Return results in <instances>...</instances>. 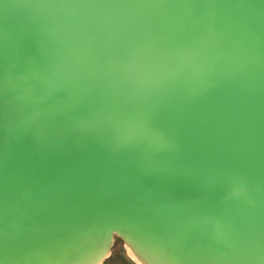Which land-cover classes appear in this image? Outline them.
<instances>
[{
  "label": "water",
  "instance_id": "95a60500",
  "mask_svg": "<svg viewBox=\"0 0 264 264\" xmlns=\"http://www.w3.org/2000/svg\"><path fill=\"white\" fill-rule=\"evenodd\" d=\"M264 264V0H0V264Z\"/></svg>",
  "mask_w": 264,
  "mask_h": 264
},
{
  "label": "snow or ice",
  "instance_id": "6c2138e0",
  "mask_svg": "<svg viewBox=\"0 0 264 264\" xmlns=\"http://www.w3.org/2000/svg\"><path fill=\"white\" fill-rule=\"evenodd\" d=\"M139 248L150 258L151 264H161L159 245L140 232L131 231Z\"/></svg>",
  "mask_w": 264,
  "mask_h": 264
},
{
  "label": "trees",
  "instance_id": "16d2710c",
  "mask_svg": "<svg viewBox=\"0 0 264 264\" xmlns=\"http://www.w3.org/2000/svg\"><path fill=\"white\" fill-rule=\"evenodd\" d=\"M120 241L115 237V242ZM104 264H134L125 254L119 252L118 254L112 251L110 257L104 262Z\"/></svg>",
  "mask_w": 264,
  "mask_h": 264
},
{
  "label": "rangeland",
  "instance_id": "374dc122",
  "mask_svg": "<svg viewBox=\"0 0 264 264\" xmlns=\"http://www.w3.org/2000/svg\"><path fill=\"white\" fill-rule=\"evenodd\" d=\"M119 240L120 241H118V242H115V240H114V245L112 247V251L114 250V252L117 253V254L119 252H121V253H123V254H125L127 256V253H126V250L124 248L123 242H122L121 239H119ZM112 251H111V253H112Z\"/></svg>",
  "mask_w": 264,
  "mask_h": 264
}]
</instances>
